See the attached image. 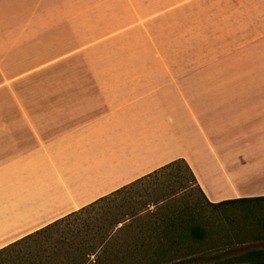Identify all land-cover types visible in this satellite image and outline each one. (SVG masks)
<instances>
[{"label":"crops","instance_id":"crops-1","mask_svg":"<svg viewBox=\"0 0 264 264\" xmlns=\"http://www.w3.org/2000/svg\"><path fill=\"white\" fill-rule=\"evenodd\" d=\"M137 5L0 0V250L177 160L264 197V0Z\"/></svg>","mask_w":264,"mask_h":264},{"label":"trees","instance_id":"trees-1","mask_svg":"<svg viewBox=\"0 0 264 264\" xmlns=\"http://www.w3.org/2000/svg\"><path fill=\"white\" fill-rule=\"evenodd\" d=\"M162 171L187 173L189 183L200 197L196 202L201 205L195 204L198 213L189 212L187 205L177 212L168 210L175 197L183 199L192 190L188 183L180 185L170 196L144 203L138 209L113 206L128 190L153 177L148 176L0 250V264L21 260L19 254L14 255L16 257L10 254L60 224L95 214L103 217L101 223L82 222L84 234L82 231L76 234L81 241L70 252H65V261L69 264H102L107 257L114 258L108 264H264V250L229 253L239 246L264 242V197L210 205L202 202L203 194L183 160L172 162ZM177 180L185 181V177H177ZM204 204L210 210H206ZM151 207L168 212L156 217L155 212L149 210ZM217 208L221 209L213 212Z\"/></svg>","mask_w":264,"mask_h":264},{"label":"rangeland","instance_id":"rangeland-1","mask_svg":"<svg viewBox=\"0 0 264 264\" xmlns=\"http://www.w3.org/2000/svg\"><path fill=\"white\" fill-rule=\"evenodd\" d=\"M148 0H89V3L93 2H104L106 11L110 9H115L114 12L120 13L122 16L126 14V7L128 3L144 4ZM153 2L159 3L160 0H152ZM119 10V11H118ZM113 12V11H111ZM138 12L142 14H148L145 10H139ZM15 61V60H14ZM42 62L45 60H41ZM10 66H15L16 62L11 61ZM10 79L17 77L16 75H9ZM48 74L47 72L38 73L36 76V81H47ZM177 177L184 178L185 181H178ZM189 178L187 173L182 171L181 174H176L172 171H165L160 175H155L150 179L140 183L139 185L128 190L123 196L118 200L114 201V205H124L125 210H133L134 208H140L142 204H149L159 198L170 196L171 194L177 192L180 185L187 184L192 187V190L187 193V196L182 199V197H175L173 202L169 205L168 210L172 212H177L184 209V206L191 212V209L195 207V204L201 205L200 202H196L199 198V194L194 188V186L189 183ZM123 198V199H122ZM124 201V202H122ZM147 202V203H146ZM190 208V209H189ZM164 209V208H163ZM158 210L153 207L149 210H153L154 215L160 217L161 215L168 212V210ZM181 213L183 211H180ZM195 216V215H193ZM101 215L97 216L91 215L90 217H81L80 220H69L64 222L53 229V231L48 234L34 239L26 244H24L20 249L16 250L15 253H11L10 256L19 254L21 260H17L11 264H69L65 261V252H70L72 247L78 244V241H81V237H76V234L81 230V224L84 221H89L90 223H101ZM86 223V222H84ZM161 228H163L161 226ZM84 234V233H83ZM86 239V238H84ZM88 240V239H86ZM16 257V256H14ZM107 260L101 262L102 264H108L112 257H107ZM3 264H7L3 262ZM115 264V263H114Z\"/></svg>","mask_w":264,"mask_h":264}]
</instances>
